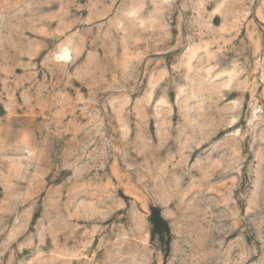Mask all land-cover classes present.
Returning a JSON list of instances; mask_svg holds the SVG:
<instances>
[{
	"label": "rangeland",
	"instance_id": "obj_1",
	"mask_svg": "<svg viewBox=\"0 0 264 264\" xmlns=\"http://www.w3.org/2000/svg\"><path fill=\"white\" fill-rule=\"evenodd\" d=\"M0 264H264V0H0Z\"/></svg>",
	"mask_w": 264,
	"mask_h": 264
}]
</instances>
